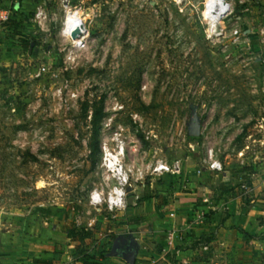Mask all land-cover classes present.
Instances as JSON below:
<instances>
[{
  "label": "rangeland",
  "instance_id": "obj_1",
  "mask_svg": "<svg viewBox=\"0 0 264 264\" xmlns=\"http://www.w3.org/2000/svg\"><path fill=\"white\" fill-rule=\"evenodd\" d=\"M69 1L0 0L4 230H72V255L108 253L127 216L91 204L117 184L103 149L128 172L127 208L190 172L218 187L243 171L231 182L249 196L242 185L264 178V0H228L218 35L207 0ZM69 15L79 38L63 33ZM158 162L182 172L154 174Z\"/></svg>",
  "mask_w": 264,
  "mask_h": 264
},
{
  "label": "crops",
  "instance_id": "obj_2",
  "mask_svg": "<svg viewBox=\"0 0 264 264\" xmlns=\"http://www.w3.org/2000/svg\"><path fill=\"white\" fill-rule=\"evenodd\" d=\"M189 174L190 182L158 187L126 208L114 245L94 262L72 255L79 246L72 230L42 226L31 236L6 232L0 219V264H263L264 178L242 185L252 192L242 199L227 173L218 187ZM66 242L61 251L57 244ZM122 251L133 253L131 263Z\"/></svg>",
  "mask_w": 264,
  "mask_h": 264
},
{
  "label": "built area",
  "instance_id": "obj_3",
  "mask_svg": "<svg viewBox=\"0 0 264 264\" xmlns=\"http://www.w3.org/2000/svg\"><path fill=\"white\" fill-rule=\"evenodd\" d=\"M178 1H187V0H178ZM226 3V7L228 9L226 16L231 10V3H229L228 0H224ZM63 3L65 4H70L69 0H63ZM67 14V12H66ZM5 20V18H2ZM1 21V19H0ZM208 23V22H207ZM84 22L83 20L81 21L80 25L78 26L77 29H75L72 34L71 38L73 39V35H81L83 30L85 31L84 28ZM234 40L239 41V31H234ZM82 36V35H81ZM104 151V163L103 166L111 173V178L115 179L116 181V186H114L110 192L107 195V198L102 194V193H95L92 194L91 196V204L99 207L102 206L103 204H107L108 208L110 211H120V210H125L127 208V194H128V189L132 188V186L129 184L130 177L128 175V172L124 169L123 165L120 164V162L114 159V155L109 152L108 149H103ZM209 160H210V166L209 169L213 172H221L222 171V165L220 162L213 160V155L212 152H209ZM110 161H113L115 164L113 166H110ZM152 172L154 174L158 175H164L165 173H170L172 175H179L181 173V166L179 162L174 163L173 165L169 166L166 163L163 162H158L157 165L153 168ZM116 190H120L123 192L122 196H117ZM138 199V198H137ZM119 200V203L117 202ZM208 202V201H205ZM203 217L202 215L198 216L197 222L202 221ZM92 224H90L91 226ZM172 234L169 235V240L171 241ZM204 250H208L207 247L204 248Z\"/></svg>",
  "mask_w": 264,
  "mask_h": 264
},
{
  "label": "bare ground",
  "instance_id": "obj_4",
  "mask_svg": "<svg viewBox=\"0 0 264 264\" xmlns=\"http://www.w3.org/2000/svg\"><path fill=\"white\" fill-rule=\"evenodd\" d=\"M206 8L208 12V19H209V32L213 35H218L219 34V27L221 24L222 19L225 17L227 14V7L226 3L224 0H207L206 1ZM70 16L66 18L65 22V29H64V34H71L75 29L78 28L80 23L75 24L74 28L70 25ZM82 35V34H81ZM78 36L76 35V38ZM79 38V37H78ZM123 150L121 149V152ZM115 159V158H114ZM116 160V159H115ZM110 166H113L115 164L113 161H110Z\"/></svg>",
  "mask_w": 264,
  "mask_h": 264
},
{
  "label": "water",
  "instance_id": "obj_5",
  "mask_svg": "<svg viewBox=\"0 0 264 264\" xmlns=\"http://www.w3.org/2000/svg\"><path fill=\"white\" fill-rule=\"evenodd\" d=\"M190 135L193 137H198L201 135V127L197 121H195L192 124V127L190 128ZM116 255V252H115ZM122 259H124L127 263H131L133 253L129 251H122L118 254Z\"/></svg>",
  "mask_w": 264,
  "mask_h": 264
},
{
  "label": "trees",
  "instance_id": "obj_6",
  "mask_svg": "<svg viewBox=\"0 0 264 264\" xmlns=\"http://www.w3.org/2000/svg\"><path fill=\"white\" fill-rule=\"evenodd\" d=\"M240 173V172H243V171H232V172H230V173H227L228 174V180L229 181H233V178L231 177V175L230 174H232V173ZM235 180V179H234ZM76 237H77V235H74V238H73V240L75 241L76 240Z\"/></svg>",
  "mask_w": 264,
  "mask_h": 264
},
{
  "label": "clouds",
  "instance_id": "obj_7",
  "mask_svg": "<svg viewBox=\"0 0 264 264\" xmlns=\"http://www.w3.org/2000/svg\"><path fill=\"white\" fill-rule=\"evenodd\" d=\"M116 192L118 197L123 195V192L120 190H116ZM117 202L119 203V200Z\"/></svg>",
  "mask_w": 264,
  "mask_h": 264
}]
</instances>
